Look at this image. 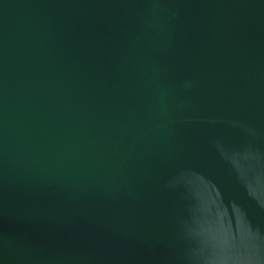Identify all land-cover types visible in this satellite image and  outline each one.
Listing matches in <instances>:
<instances>
[{
  "label": "water",
  "instance_id": "95a60500",
  "mask_svg": "<svg viewBox=\"0 0 264 264\" xmlns=\"http://www.w3.org/2000/svg\"><path fill=\"white\" fill-rule=\"evenodd\" d=\"M0 264H264V0H0Z\"/></svg>",
  "mask_w": 264,
  "mask_h": 264
}]
</instances>
